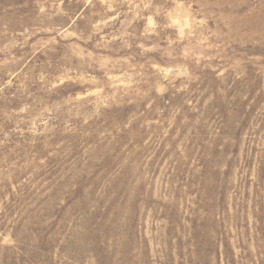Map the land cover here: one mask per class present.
<instances>
[{"label": "rangeland", "instance_id": "obj_1", "mask_svg": "<svg viewBox=\"0 0 264 264\" xmlns=\"http://www.w3.org/2000/svg\"><path fill=\"white\" fill-rule=\"evenodd\" d=\"M0 264H264V0H0Z\"/></svg>", "mask_w": 264, "mask_h": 264}]
</instances>
